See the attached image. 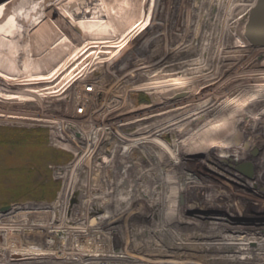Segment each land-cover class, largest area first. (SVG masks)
I'll list each match as a JSON object with an SVG mask.
<instances>
[{
  "label": "rangeland",
  "instance_id": "374dc122",
  "mask_svg": "<svg viewBox=\"0 0 264 264\" xmlns=\"http://www.w3.org/2000/svg\"><path fill=\"white\" fill-rule=\"evenodd\" d=\"M125 1L114 0L109 4L114 15L125 18H118L113 35L104 37H109L115 47L86 49L93 36L81 35L61 13L43 12L44 17L38 21L41 27L39 24L24 27L12 38L0 34V75L4 77L0 78V209L9 207L0 214L10 218L6 226H0V264L13 261L15 252L26 257L27 260L21 261L24 263L66 264L65 260L73 264H106L109 256H118L122 250L128 256H143L145 263L158 264L167 247L181 245L176 236L179 229L172 228L168 235L167 226L159 224L158 215L151 212L161 196V200L167 201L170 223H180L185 228L221 212L232 213L238 219L264 214V136L252 154L229 161L230 166H236L233 173L222 171L224 175H235L239 179L235 183L225 177H210L212 172L207 165L211 162L206 153L186 156L195 159V166L189 167L191 161H186V165L196 175L191 180L181 178L184 173L179 169L184 166L179 159L181 151L194 148L195 143L189 139L195 136L193 133L207 130L205 124H200L201 130L193 127L190 133L186 132L187 127L178 129L180 134L162 131L164 125L182 116L176 112L178 108L202 101L182 92L184 85L197 87L201 76L198 72L190 74L196 70H188L189 65L182 74L178 73L179 61L191 59L199 68L210 55L239 52L232 46L242 41V32L245 34L249 13L256 3L253 4L254 0H129L130 6L124 9ZM79 8L75 3L68 11L75 13ZM54 16L60 17L58 22ZM145 18L152 34L146 40L137 39L134 31ZM30 20L34 23L35 17L31 16ZM238 58L220 87L229 85L234 78H243L251 73L250 65L264 61L255 50ZM42 77L51 81L32 86L5 83ZM95 77L104 98L100 96L87 114L80 117L75 114L77 95ZM242 82L232 97L223 99L225 102L210 119L238 102L264 106V86L257 85L256 80ZM28 87L35 92L25 90ZM220 87L209 91L222 94ZM10 93L18 98L8 99ZM238 122L229 125L228 133ZM140 136L152 139L142 144L145 153L140 149L125 152V146ZM175 157L181 164L173 161ZM126 183L129 188H125ZM69 196V206L77 207L82 200L93 207L100 202L105 206L92 215L85 212L86 208L77 209L74 222L83 223L78 224L79 234H72L61 223ZM125 196L129 202H123ZM206 203L212 210L204 207ZM123 204L127 205L124 211ZM56 205L54 215L50 206ZM98 214L109 217L100 222L96 219ZM144 217L145 225L137 223ZM113 218L119 229L126 230L128 226L131 236L139 230L140 237L136 233L137 238L129 242L115 243L116 236L110 229ZM148 227L154 230L159 227L162 235H155L154 230L148 234ZM186 231L193 240L191 230ZM153 242L160 246L159 250L151 245Z\"/></svg>",
  "mask_w": 264,
  "mask_h": 264
},
{
  "label": "bare ground",
  "instance_id": "6f19581e",
  "mask_svg": "<svg viewBox=\"0 0 264 264\" xmlns=\"http://www.w3.org/2000/svg\"><path fill=\"white\" fill-rule=\"evenodd\" d=\"M113 2L114 0H105L103 2H100L98 0H0V34L12 38L16 35H19L24 27L29 28L32 24L34 26L38 25V21L44 17H42L43 12H48L51 15L52 13H55L54 15H56V13H61L67 21L75 26V28L81 35L89 37L93 36L88 46H86V49L115 47L113 41L108 38L113 35L115 22H119L117 21L118 18L120 20H124L125 18L124 16L121 18V16L119 15V17H117L116 14L114 15V13L111 12L109 4ZM129 2V0L123 2L122 5L124 9H127L130 6ZM256 2L257 0H254L253 4H255ZM75 3L80 5L79 11L75 13L69 12V6H71L72 4L74 5ZM31 16L35 17L34 23L32 22V20H30ZM54 18L56 17L54 16ZM59 19L60 17L58 19L56 18L55 20L58 22ZM39 27H41V25ZM137 27L138 28L134 31L135 34L137 33V39L144 37L146 40L149 35L152 34V31L149 30L150 27L147 18L144 19V22L139 23V26ZM242 33V41L239 44L232 46L234 48H238L240 50L239 52H226L222 56H216L217 58L213 55H210L206 59L207 61L204 62V65L200 66L199 68L197 67V62L191 59H187L186 61L185 59H181L178 63V73L180 74H182L184 70L188 69H185V67H187L188 65V70H191L190 68H192V70H196L191 71L190 74L196 72L200 73L201 77L199 78L198 86L192 87L190 85H184V89L182 92L186 93L188 96L197 98L198 101H202L200 103L195 102L194 104L183 105L178 108L176 112H181L182 116L179 117L178 120L174 123L164 125L162 131L165 134H173L174 132H179L178 134H180L181 132L178 129H182L183 127H187V131L185 130L187 133H190V130H192L193 127H196L195 129H198V127L201 126L200 124H205L204 126L208 127V129L202 131V133L201 131H197L198 133H193V135H195L194 137H190L189 140H192V142L195 143V145H193L194 148L191 151H181V153L183 154H181L182 157H179V159L183 161L184 166H180L179 169H182L184 171L183 174L182 172H180L182 174L181 178L183 179L186 178V180H191L192 178H195L194 175H196L193 172L190 173L192 168H189L195 166L193 164V162H195V159H188L186 158V156H196L206 153L209 158L208 160L211 162V165H207L209 171L212 172L211 174L209 173L210 177H225L229 181L233 180L235 183H239V179H235V175L233 176L231 173H226L228 175H224L222 171L231 170L233 173L236 169V166H230L231 163H229V161L237 160L239 158L241 159L243 158L242 156L252 154V152H254L258 148L260 138H262L261 136H264V106L262 105L259 106L258 104H256L247 106L245 104H242L241 102H238L236 103L235 107L228 108L225 113L224 111L220 110V113H222L221 115L214 116L211 119L209 118L212 116V113L215 111V109L219 108L222 102H225L223 101V99L232 97L231 94L237 87L240 86V83L242 81H246L249 79L256 80L257 83H259L257 85L261 84L264 86V71H260L264 70L263 61L262 63L255 62V64L250 65V69L248 71H251V73L245 74L243 78H234L230 81L229 85L226 84L223 87H220L222 86L220 84L223 77L231 72L235 67L237 61H239V55H246L250 52H254L255 50V52L260 53L261 58H264V48L255 46L249 40L246 33L244 34V30ZM106 36L109 37L105 39L104 37ZM192 65H196V67H192ZM216 70H219V72H217ZM220 70H222L221 73ZM0 78L4 77L0 75ZM50 81L51 80H49L48 77H42L38 79L27 78L25 80H22L21 82L13 83L5 81V83L8 86H32L38 84H47ZM184 84H186V82ZM217 87H220L219 89L222 88V94H214L213 92L209 91L210 89L214 90V88ZM25 90L29 92H35L32 87H28ZM16 98H18V96L14 93H10L8 96V99L10 100ZM216 114H218V112H216ZM236 122H238L236 128L231 133H228V131L230 130L229 125H235ZM70 127L72 126L70 125ZM199 128L201 130L202 127ZM255 129L259 131L262 129L263 130L260 132H255ZM182 134H184L183 131ZM136 141L138 143L145 142L146 144V142L152 141V139L149 137L147 138V136H140L136 139ZM240 142H242L243 144L240 145ZM162 146H164L163 143ZM174 159L175 160L173 161H175L176 163L180 161L177 157H175ZM186 161L192 162L189 164V167L187 166L188 163L186 165ZM125 188H129L128 183L125 184ZM140 191L141 193L143 192L141 189L139 190V192ZM156 194H158V192H156ZM142 196L146 200H148L146 196ZM126 197L127 196H125V199H122L124 200L123 202H129L128 198ZM161 199L159 197L156 199L157 204L153 205L151 212L154 215H158L157 220L159 224L164 223L165 227L167 226L165 232L168 233V235L171 233L170 231H172V228L179 229L177 230L178 234H176V236L177 238H179L181 245H174V248L170 246L167 247V252L160 256L163 258H160V260H158V264H199L198 261L200 260L205 261V264H264V214L262 216H259V214H256L254 216L250 215L247 218L238 219L233 217L232 213L221 212L217 215H211L210 217L207 216L202 219L200 218L201 221L198 222L201 223H196V225L190 227V229L188 227H182L180 223H170L168 219L170 215L169 207L166 204L167 201L166 199ZM69 200L70 196L65 200L64 218L61 223L67 225L72 234L79 232L77 231L79 223L83 225V223L80 222L81 220L76 219L78 222H74V217L78 216L77 213H79V211L77 212V209L81 210L82 208L83 210V208H86L85 212L92 215L99 213V211L105 207L101 202L97 203L96 206L93 207L92 204L87 205L85 204V200H82L81 205H79L80 207H76V205H70V208ZM124 204L122 205L123 211L127 209V205L125 207ZM194 207L196 208L197 205ZM204 207H206L207 210H212L210 204H207ZM25 208L29 209L28 207H23V209ZM56 210L57 205L53 206L52 213L57 214ZM113 211L116 212L117 210ZM113 211H109V213L113 214ZM108 215L109 214H98L96 215V219L100 222H104L107 217H109ZM196 216L198 215L194 214V217ZM164 217L167 218H165L164 220ZM3 219H5L2 221L4 223L1 222L0 224L2 228L8 224L7 221L9 220V218ZM50 219L51 221L53 220V218ZM145 221L147 222V219H145ZM116 222V218H113V225H111L110 227V229L116 236L115 243L119 244V242L122 243L123 241L129 242L131 239L137 238L136 233H138V235L139 233H141L139 230H135L134 233L132 232L131 236L130 228L128 226H126V230H122L121 228H118ZM19 223L22 222L20 221ZM159 227L158 229L154 230L156 232L155 235L157 236L159 234L162 235ZM149 229L150 228L148 227L147 233L151 234L153 231L150 232V230L152 229ZM186 230H191V233L193 234L192 237H194L193 240H191L192 238H189V236L187 235L189 231ZM36 236L37 238L40 237L39 234H36ZM138 237H140V235ZM151 245H154L157 250L160 249V246H156V242H153ZM166 246L167 245H165V247ZM117 247H119V245H117ZM162 247L164 248V246ZM36 249L41 250L42 248L37 247ZM124 251L125 250H122L121 253L118 254V256H109L107 258L106 264L150 263H145V260L142 259L143 256H140L141 258L138 256H128L126 253H124ZM17 254H21V252ZM63 261L66 264H73V261ZM8 263L33 264L31 262H17L14 261V259L13 261Z\"/></svg>",
  "mask_w": 264,
  "mask_h": 264
},
{
  "label": "built area",
  "instance_id": "2783aa9c",
  "mask_svg": "<svg viewBox=\"0 0 264 264\" xmlns=\"http://www.w3.org/2000/svg\"><path fill=\"white\" fill-rule=\"evenodd\" d=\"M100 96L104 98V94L101 92L100 87H99V80H98L97 77H95L94 79H91L90 81H88V83L84 84L83 85V91L80 92L77 95L76 104H75L76 105L75 106V114L78 115V116H80V117L85 116L87 114V110L92 106V104H94L95 102L98 101V99H99ZM142 144H145V142L138 143L136 140H133V144H130L128 146H125L124 150H125V152L126 151L127 152H130L133 149L134 150L135 149H137V150L140 149V151H143L144 152V149H141ZM113 146H116L117 147L116 143H114ZM135 147H137V148H135ZM111 156H114V154L113 155L111 154ZM144 157H146V154H145ZM140 201H142V200L140 199ZM41 207H43V206H41ZM50 207H53V206H50ZM35 211H38V210H35ZM21 213H23V212H21ZM49 213H51V212H49ZM3 218H9V217H6V214H4V213L0 214V223L3 220H5ZM156 218H157V216H156ZM145 219H146V217H144L143 220H139L137 223L144 224L145 225L147 223L145 221ZM150 229L154 230L153 228H150ZM1 258L2 257L0 256V259ZM12 259H14V261H17V262L20 261L21 262L22 260H25L26 257H21V255L15 254Z\"/></svg>",
  "mask_w": 264,
  "mask_h": 264
},
{
  "label": "water",
  "instance_id": "95a60500",
  "mask_svg": "<svg viewBox=\"0 0 264 264\" xmlns=\"http://www.w3.org/2000/svg\"><path fill=\"white\" fill-rule=\"evenodd\" d=\"M245 33L255 46L264 47V0H258L251 10ZM9 207H2L0 211H8Z\"/></svg>",
  "mask_w": 264,
  "mask_h": 264
}]
</instances>
